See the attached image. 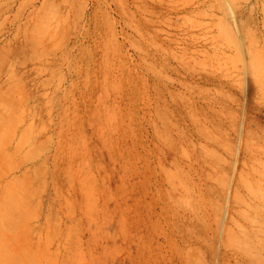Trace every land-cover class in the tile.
Returning a JSON list of instances; mask_svg holds the SVG:
<instances>
[{
	"label": "rangeland",
	"instance_id": "374dc122",
	"mask_svg": "<svg viewBox=\"0 0 264 264\" xmlns=\"http://www.w3.org/2000/svg\"><path fill=\"white\" fill-rule=\"evenodd\" d=\"M35 254L264 264V0H0V264Z\"/></svg>",
	"mask_w": 264,
	"mask_h": 264
},
{
	"label": "bare ground",
	"instance_id": "6f19581e",
	"mask_svg": "<svg viewBox=\"0 0 264 264\" xmlns=\"http://www.w3.org/2000/svg\"><path fill=\"white\" fill-rule=\"evenodd\" d=\"M229 6H231V5H229ZM232 16H234V18L236 17L235 16V13H233L232 12ZM233 18V17H232ZM235 22V21H234ZM236 22H237V20H236ZM235 24V23H234ZM238 23H236L235 25H237ZM237 28H239V26H236ZM256 76V74L254 75V77ZM13 201V200H12ZM13 207H14V204H13ZM16 207H17V205H16ZM23 211V206L21 207V208H19L18 207V209H17V212L19 213V215H20V213ZM252 215V214H251ZM247 216L249 217V213L247 212ZM251 226H254L253 225V222H251ZM12 227V226H11ZM13 228L14 227H12V228H10V230H11V235L13 236V242L15 243V245L17 246V244L18 245H20V238H19V236H17L16 237V232H15V230H16V225H15V229H14V231H13ZM16 241H17V243H16ZM231 241H232V243H237V240L236 239H231ZM247 242H248V244H247V248H251L252 246H253V242H254V240H253V237H252V235H251V233L249 232V234L247 235ZM13 243V244H14ZM235 245H237V244H235ZM63 246H67V244L66 243H63ZM12 248H14L13 247V245H12ZM60 253H62V249L60 250ZM12 256H14V254L12 253L11 254V257ZM37 257H39V255H37V254H35V256H34V258H33V262H32V264H57V263H55V261H54V259L52 258V257H49V256H47L46 258V260H43V259H41V258H37ZM61 264H79L74 258H67V259H65Z\"/></svg>",
	"mask_w": 264,
	"mask_h": 264
}]
</instances>
